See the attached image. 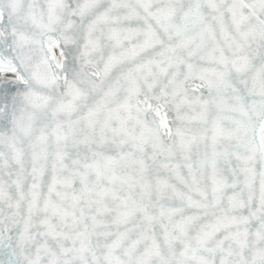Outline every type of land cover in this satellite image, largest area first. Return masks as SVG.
<instances>
[{
	"label": "snow or ice",
	"instance_id": "snow-or-ice-1",
	"mask_svg": "<svg viewBox=\"0 0 264 264\" xmlns=\"http://www.w3.org/2000/svg\"><path fill=\"white\" fill-rule=\"evenodd\" d=\"M0 264H264V0H0Z\"/></svg>",
	"mask_w": 264,
	"mask_h": 264
}]
</instances>
